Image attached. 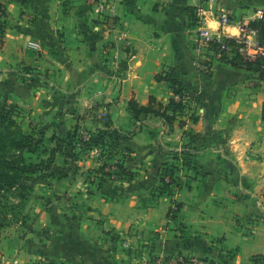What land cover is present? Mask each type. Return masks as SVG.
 Here are the masks:
<instances>
[{
  "label": "crops",
  "instance_id": "obj_1",
  "mask_svg": "<svg viewBox=\"0 0 264 264\" xmlns=\"http://www.w3.org/2000/svg\"><path fill=\"white\" fill-rule=\"evenodd\" d=\"M113 1L115 13L104 22L86 0H0V86L38 118L88 134L104 127L93 121L100 113L131 129L132 98L142 106L151 96L169 103L173 92L155 75L173 67L185 86L184 112L172 126L141 117L142 129L126 142L132 179L100 188L84 179L77 195L71 179L50 182L78 204L67 210L66 197L55 194L29 229L9 228L0 237V264H151L176 255L256 264L253 257L264 255V82L251 86L256 72L217 59L211 74L203 72L187 10L199 0ZM221 3L236 22L264 12V0ZM223 30L238 32L235 24ZM109 44L117 45V59ZM26 65L33 80L11 70ZM163 167L174 169L171 193L159 191ZM172 200L183 203L177 217L168 216Z\"/></svg>",
  "mask_w": 264,
  "mask_h": 264
},
{
  "label": "trees",
  "instance_id": "obj_2",
  "mask_svg": "<svg viewBox=\"0 0 264 264\" xmlns=\"http://www.w3.org/2000/svg\"><path fill=\"white\" fill-rule=\"evenodd\" d=\"M4 8L0 6V13L4 12ZM188 12L191 15L192 26H195L197 23L196 16V7H189ZM110 17L107 19L109 21ZM248 25L257 30V36L259 40L264 43V15L259 17L256 20L248 21ZM4 22L0 19V34L4 32ZM0 47L2 44V38L0 37ZM228 41L231 39H227ZM210 47L216 52V59L222 62L229 63L234 67H244L249 71H254L258 74L255 80L250 81L251 86H259L264 82V57L258 58L253 61H248L242 57V55L234 51L233 53H228L225 49H222V44L218 41L211 42ZM202 70L205 74H211L212 69V60L201 62ZM33 68L31 66H26L24 68L23 77L31 76L30 80H33ZM157 81H164L169 88L172 90L173 95L170 98L169 103L163 104L154 96L150 97L149 104L146 106L140 105L135 99H131L128 102V107L133 113V119H135L134 125L131 129H125L122 126L118 125L115 122V119L110 114H106V120L103 122V128L97 129L95 132H88L82 134V130L79 126H76L72 129H69L65 132L64 136H52L49 140L54 141L58 139L60 142H63L64 147L58 148H48L43 146L42 150H38L40 155H37L39 159L38 163L31 162L32 156L27 158L23 155L24 152L33 154L35 152V147L38 142L43 143V138L37 143H34V139L30 135L22 133V136L17 138H12V145L18 151V154H12V158H5L0 154V199H5L6 193H12V195L17 196L21 201L28 200L31 197L33 192L32 187H28L25 184H21L22 181L32 179L34 174H37V177H47L53 176L57 173L56 170L52 168L54 165V160L57 154H62L66 158L69 157V150L67 146H70L73 151H76L79 148L78 153L83 151V154H86L90 150L95 148H100L105 151L106 147L113 146L121 151V159H118L115 164H110L108 162H103L102 166L97 168L100 169V178L93 177L92 179H98L99 181L91 182L96 183L97 188H100L108 180H118V179H132L133 172L130 171L125 166V161L127 156L131 152V148L126 145V142L129 141L137 131L141 130L143 127V119L141 117H157L163 124L167 126H172L177 119L179 114H182L185 109V86L183 82L177 77V72L175 68L169 67L163 69L155 75ZM176 96L179 99H176ZM11 112L7 110L0 111V140L3 138V131L6 128L5 123L13 124L15 121L9 115ZM190 119L194 122L198 121V116L194 114L190 115ZM262 120L264 121V102L262 104ZM180 125L184 126L185 121L180 120ZM8 128V126H7ZM56 134V133H55ZM150 134L155 136V132L150 130ZM67 139V140H66ZM108 142L110 143L108 145ZM64 148L67 150L64 151ZM112 152V151H110ZM188 151L185 152L187 156ZM44 155H47L46 158H43ZM73 156L75 154H72ZM87 155V154H86ZM43 156V157H42ZM185 156V157H186ZM14 158H20V163L16 162ZM185 162L190 165V161L186 160ZM109 168L107 172L104 169ZM39 173V174H38ZM60 174V172H58ZM63 176H67L64 173H61ZM174 169L171 167H163L161 169V185L159 186V191L171 193V186L175 183ZM14 189V190H13ZM13 190V191H11ZM27 190L28 193L23 191ZM172 205L169 208L168 216L177 217V214L180 212L183 207V203L177 200L171 201ZM0 204L2 201L0 200ZM253 260L256 264H264V255L254 256ZM260 260L263 261L260 262ZM50 262V261H48ZM51 264H56L50 262ZM206 264H215L214 262H207Z\"/></svg>",
  "mask_w": 264,
  "mask_h": 264
},
{
  "label": "rangeland",
  "instance_id": "obj_3",
  "mask_svg": "<svg viewBox=\"0 0 264 264\" xmlns=\"http://www.w3.org/2000/svg\"><path fill=\"white\" fill-rule=\"evenodd\" d=\"M210 26H213V22H211ZM26 66H21L19 69L18 67H11V70L14 73V70H17V73H20L21 79L23 81L27 79L30 80L32 78L31 76H28L27 79L23 77L24 68ZM32 74L34 75L33 78L37 76L35 75V73ZM35 87L38 89L37 85H35ZM54 87L55 86H53V88ZM48 88L50 89V87ZM50 92H52V89ZM10 95L11 94L9 91H6L4 87L0 86V111H10L11 113L9 115L15 121V123L13 124H8L6 122V128L4 130H1L3 131V138L2 140H0V154L3 155V157L5 156V158H12V154H18L17 149L13 147L11 141L12 138L22 136V133L30 135L34 139V143L40 141L41 138L44 139L43 143L41 141L37 143L35 152L33 154H30L28 152L23 153V155L27 158H29V156H32L31 162H39L37 155H40L39 151L43 149V146L50 149H59L60 147H64L65 144L63 142H60L58 139H55L54 141L49 139L52 136H56V138H58V136H64L65 131L68 127H62L60 126V123H57L55 121H47L38 118L37 114H33L34 110L32 106L24 105L21 102H14L13 99H10ZM43 98L46 99V95H44ZM60 98H63V96ZM57 103H60V101H57ZM69 110L70 108L68 107V111ZM57 115L60 114L57 113ZM93 115V121L95 122H104L106 120V113H100V118H98L95 114ZM79 116L82 115L79 114ZM68 122H70V120H68ZM69 125L72 126L71 123L66 126ZM81 132L83 134V131ZM109 144L110 143L108 142V145ZM100 148L98 147L92 151L90 150L86 153V155L83 154V151L78 153L79 148H77L76 151H73L70 146H67V149L69 150V157L66 158L62 154H57L54 160V165L52 166V168L57 171L55 175L47 177H37V174H34L32 179L21 182V184L23 183L28 187L31 186L33 189L31 197L28 200L21 201L16 198L17 196L12 195L11 192L6 193L5 199H0L2 201V204H0V237L9 228H12V230L19 228L23 232L29 229V227L32 225L33 220L36 218L37 213L48 207V201H51L50 198H53V195L55 194L59 196L62 195L63 198L66 197L63 201H65V209L67 210L70 209V207L73 208V204H78L74 202L71 203V199L69 198L71 195H68V191H66L62 185H58V183L55 182L57 184L55 188V185H51L50 182L57 181L63 178L71 179L72 182L75 183V187L79 189V192L74 193L73 195L83 193V180L85 179L90 182L89 187H91L93 184L91 182H98V179L92 178L101 177V170L97 168L101 167L103 162L115 164L118 159H121V151H118L117 148L109 146L105 148V151L101 150ZM67 149L64 148V151H66ZM72 154L75 155L73 156ZM46 157L47 155H44L43 158ZM14 160L20 163V158H14ZM104 170L105 171L102 172H107L109 168H106ZM58 172H60V174ZM61 173H64L67 176H63L61 175ZM94 184L96 185V183ZM54 189H57L58 191ZM23 192L28 193L27 190H24ZM56 200L57 199H55V201Z\"/></svg>",
  "mask_w": 264,
  "mask_h": 264
},
{
  "label": "built area",
  "instance_id": "obj_4",
  "mask_svg": "<svg viewBox=\"0 0 264 264\" xmlns=\"http://www.w3.org/2000/svg\"><path fill=\"white\" fill-rule=\"evenodd\" d=\"M222 0H199L196 6L197 23L195 27L197 31L192 38L193 48L196 51L200 62H206L216 59V52L210 47L211 42L218 41L222 44V49L228 53L234 51L239 52L242 57L248 61H253L264 57V43H262L258 36L257 30L248 25V21L236 22L231 17V12L222 5ZM66 2V0H61ZM93 11L103 21L115 13V3L113 0H86ZM259 17L264 15V12H258ZM209 21H214L219 24V28L212 30L208 26ZM235 24L238 28L237 34L233 35L231 32L223 30L226 25ZM231 39V40H227ZM28 46L34 49H40L41 45L35 41H29ZM114 59L118 58L115 53L117 45L109 44L107 47ZM176 99H179L176 96ZM129 244H126L128 246ZM43 264H51L48 261H43ZM151 264H206V262L196 256H168L156 257L151 261Z\"/></svg>",
  "mask_w": 264,
  "mask_h": 264
}]
</instances>
